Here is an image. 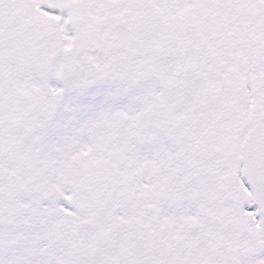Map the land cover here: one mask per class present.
<instances>
[{"label": "snow or ice", "instance_id": "snow-or-ice-1", "mask_svg": "<svg viewBox=\"0 0 264 264\" xmlns=\"http://www.w3.org/2000/svg\"><path fill=\"white\" fill-rule=\"evenodd\" d=\"M0 264H264V0H0Z\"/></svg>", "mask_w": 264, "mask_h": 264}]
</instances>
